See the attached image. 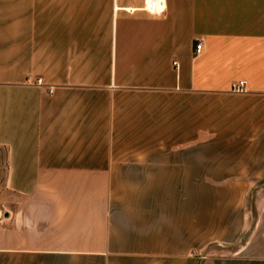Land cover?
I'll return each instance as SVG.
<instances>
[{
	"label": "crops",
	"instance_id": "0c3cea01",
	"mask_svg": "<svg viewBox=\"0 0 264 264\" xmlns=\"http://www.w3.org/2000/svg\"><path fill=\"white\" fill-rule=\"evenodd\" d=\"M164 5L0 0V264H264V0Z\"/></svg>",
	"mask_w": 264,
	"mask_h": 264
},
{
	"label": "rangeland",
	"instance_id": "374dc122",
	"mask_svg": "<svg viewBox=\"0 0 264 264\" xmlns=\"http://www.w3.org/2000/svg\"><path fill=\"white\" fill-rule=\"evenodd\" d=\"M3 155L4 151L0 149V220L3 221V211H8L9 209L13 210L15 196L3 188L4 181V165H3ZM255 195L254 191L249 193L247 209L253 210L252 199Z\"/></svg>",
	"mask_w": 264,
	"mask_h": 264
},
{
	"label": "built area",
	"instance_id": "2783aa9c",
	"mask_svg": "<svg viewBox=\"0 0 264 264\" xmlns=\"http://www.w3.org/2000/svg\"><path fill=\"white\" fill-rule=\"evenodd\" d=\"M164 7H165L164 0H145L144 10L149 14L160 15L163 12ZM201 50H202L201 44L196 45L195 53L200 54ZM37 83L41 84V81L39 80ZM231 90L235 93H245L246 84L245 82L232 84ZM52 92H53V88H50L48 90V93L52 94Z\"/></svg>",
	"mask_w": 264,
	"mask_h": 264
}]
</instances>
